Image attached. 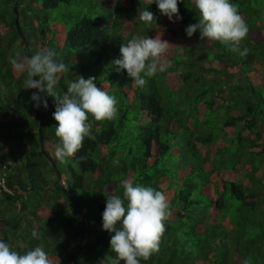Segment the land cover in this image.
I'll list each match as a JSON object with an SVG mask.
<instances>
[{
	"label": "trees",
	"instance_id": "1",
	"mask_svg": "<svg viewBox=\"0 0 264 264\" xmlns=\"http://www.w3.org/2000/svg\"><path fill=\"white\" fill-rule=\"evenodd\" d=\"M233 2L249 26L246 56L198 31L187 37L198 22L195 0H182L175 23L149 3L151 27L136 0H0V238L21 251L41 246L52 264H67L79 236L75 264H103L115 255L102 229L106 196L122 194L128 179L170 203L159 249L141 264H264V0ZM136 34L171 44L162 60L186 64L182 88L164 92L165 72L137 88L117 70L121 45ZM42 47L71 67L58 91L95 77L118 100L117 117L93 120V138L63 161L54 98L34 107L36 90L23 89L26 74L9 62ZM75 202L86 216L81 232Z\"/></svg>",
	"mask_w": 264,
	"mask_h": 264
},
{
	"label": "clouds",
	"instance_id": "2",
	"mask_svg": "<svg viewBox=\"0 0 264 264\" xmlns=\"http://www.w3.org/2000/svg\"><path fill=\"white\" fill-rule=\"evenodd\" d=\"M182 0H151L161 16L170 22L182 19L178 5ZM150 8V7H149ZM149 8L139 12L140 21L151 27L157 17ZM199 11L198 22L185 28L191 38L197 31L201 40L218 41L229 50L246 56L241 42L249 34V26L233 0H195ZM171 44L149 35H133L120 47V57L113 63L118 71H126L133 85L143 88L148 78L164 73L171 64L162 60ZM16 72L26 74L23 89H35L31 101L37 109L48 107L46 97L54 98L53 118L57 121L55 135L59 143L55 156L61 161L74 156L83 148L85 139H92V121L113 120L118 115V100L103 87H98L95 77L78 76L60 92V75L71 71L60 53L51 47H42L27 56L19 54L10 58ZM91 118V119H90ZM122 194L107 195L102 212V229L110 233V251L114 253L103 264H141L158 251L165 220L170 211L167 196L155 187L121 181ZM38 238L36 231L32 232ZM0 264H52L48 252L41 246L18 250L7 240L0 238ZM247 264V262H245Z\"/></svg>",
	"mask_w": 264,
	"mask_h": 264
},
{
	"label": "water",
	"instance_id": "3",
	"mask_svg": "<svg viewBox=\"0 0 264 264\" xmlns=\"http://www.w3.org/2000/svg\"><path fill=\"white\" fill-rule=\"evenodd\" d=\"M16 20H17V25H18L17 26L18 27V31H19L20 35L23 37L24 42H25V46L27 48L28 47V42H27V40L23 36V33L21 31V27H20V25L18 23V18ZM42 151L50 159V161L52 163V166L55 169V171H56V173H57V175L59 177V180H60V183H61V185L63 187L64 192L65 193H68V190H67V187H66V183L63 180V177H62V175H61V173H60V171H59V169L57 167V164L54 161L53 157L51 156L50 152L45 149V146H44L43 143H42ZM70 198H72L71 195H70ZM75 204H76V207H77V209H78V211H79V213L81 215V223H80V226H79V232H81V230L85 226L86 216H85L82 208L80 207V205L77 202H75ZM80 252H81V240H80V237L78 236V238H77V250L68 253L67 258H66L67 264H75L76 259H77V254H80Z\"/></svg>",
	"mask_w": 264,
	"mask_h": 264
},
{
	"label": "rangeland",
	"instance_id": "4",
	"mask_svg": "<svg viewBox=\"0 0 264 264\" xmlns=\"http://www.w3.org/2000/svg\"><path fill=\"white\" fill-rule=\"evenodd\" d=\"M149 3H151V0H136V6L138 10L144 9ZM186 69L185 63H180L177 66H171L168 68V70L165 72L166 78H165V86L163 88V91L168 93L171 90L178 91V89L183 87V81L181 79L180 73H182ZM209 79V78H207Z\"/></svg>",
	"mask_w": 264,
	"mask_h": 264
}]
</instances>
